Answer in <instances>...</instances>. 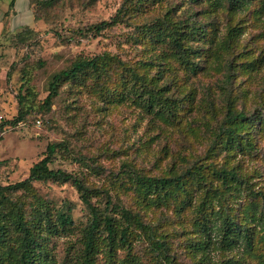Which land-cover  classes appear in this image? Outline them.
Instances as JSON below:
<instances>
[{
	"label": "rangeland",
	"instance_id": "obj_1",
	"mask_svg": "<svg viewBox=\"0 0 264 264\" xmlns=\"http://www.w3.org/2000/svg\"><path fill=\"white\" fill-rule=\"evenodd\" d=\"M123 1H16L19 17L28 19L34 7L37 18L28 22L32 32L24 43L18 44L14 35L0 45L4 120L16 115L18 96H26L23 106H30L31 112H36L48 94L51 77L67 69L74 60L106 54L110 62L104 80H87L78 88L60 87L50 108L41 113L42 121L47 120L48 125L42 126L39 118V124L20 123L5 131L0 140V185L25 179L47 144L63 142L67 148L59 150L52 159L51 169L73 174L90 188L106 190L113 202L139 209L145 221L154 226L157 236L167 242V253L172 255L168 264H200V254L193 259L194 253L188 248V236L193 235L181 231L184 227L189 232L195 219L191 213L188 215L186 211L185 217L179 219L171 209H164L167 205L163 203L147 205L145 201L136 207L132 185L127 183L124 191L117 184L119 180H127L126 170L160 177L179 173L200 162L203 165L199 169L200 177L189 178L194 182L187 181V195L194 199L195 208L204 199L210 202L202 209L208 216L209 211L219 208L217 199L205 198L212 194L210 186L220 185L213 170L224 165L235 167L255 195L249 196L241 188L226 192L221 196L222 209L236 221H245L259 245H263L264 229L259 226L258 218L262 213L259 194L264 191V123L239 130V139L246 140H243L244 149H225L217 144L211 154L208 151L229 107L248 114L258 113L261 121L264 120V0H246L240 7L231 9L224 0L196 5L188 4L187 0H173L172 3H177L174 15L192 6L190 20L198 21L205 30L204 37L185 40L193 51L187 66L164 44L144 47V38L134 27L148 24L163 14L167 8L165 2L161 7L135 13L125 24L110 27L99 36L88 33L92 25L109 20ZM7 2L0 0V8ZM22 9L27 17L20 12ZM188 15L184 14L183 18ZM140 62H148L139 69L148 78L157 70L163 72L174 103L171 116L143 110L131 94H126L121 82L124 69L142 65ZM192 65H196L194 72L190 70ZM32 189L51 210L67 214L72 221L67 231L45 240L48 252L45 264H79L88 209L75 187L71 183L35 182ZM185 195L176 193L173 202H181ZM104 201L102 197L93 200L100 208L104 207ZM246 206L252 209L247 214H253L252 219L243 213ZM188 208L191 212L192 207ZM238 248L229 253L211 250L205 262L228 264L226 260L233 255V260L243 257L244 264H264L255 256L243 255ZM132 250L135 264H166L150 253L142 236L134 241ZM104 260V254L100 253L96 264H103Z\"/></svg>",
	"mask_w": 264,
	"mask_h": 264
},
{
	"label": "trees",
	"instance_id": "obj_2",
	"mask_svg": "<svg viewBox=\"0 0 264 264\" xmlns=\"http://www.w3.org/2000/svg\"><path fill=\"white\" fill-rule=\"evenodd\" d=\"M39 1L51 3L58 0H35L36 3ZM187 1L190 5H196L202 1L210 0ZM224 1L231 9L240 7L246 0ZM163 2L167 3V8L163 14L155 17L148 24L135 25L134 27L143 36L144 47H153L159 43L164 44L181 64L187 66L190 64L189 56L193 55V51L185 40L194 37L199 39L205 36L204 26L198 21L190 20L189 11L192 10V6H188L186 10L179 12L177 15L180 17L176 18L174 9H176L177 3H172L173 0H124L109 20L92 25L87 31L92 36H99L110 27L119 23L125 24L133 18L135 13L154 9L155 6L161 7ZM32 14L35 21L37 15L34 7H32ZM184 14L189 15L183 18ZM31 32L30 27H25L14 34L15 39H18V44L24 43ZM109 62L110 57L106 54L91 58H78L67 69L55 73L48 84V94L35 110L36 112H31L30 106H23L26 96H18L16 115L11 120H4L3 117L0 119V139L9 127H15L20 123H34L40 118L42 126L48 125L47 120L42 121L41 113L44 109L50 108L60 87L78 88L83 87L87 80L94 82L104 80L108 74L106 71ZM140 63L142 65H136V67L139 66L138 71H136L135 66L124 69L121 82L125 87L126 94H131L132 100H136L143 110L160 116H171L174 113L171 110L174 103L169 90L166 88L168 82L165 80L163 72L157 70L156 74L154 73L148 78L146 74L139 73V69L148 62ZM195 67L196 65H192L190 70L194 72ZM156 83H160L158 87H154ZM121 95L123 97L124 94ZM223 117L219 126L220 131L211 143L210 151H208L210 154L217 144V146L225 149H244L242 146L246 140L239 139V130L245 126L250 127L252 124L264 123L258 113L248 114L230 107ZM66 148L63 142L47 144L42 157L30 167L25 179L5 186L0 185V264H45L48 256L45 240L52 235L67 231L72 225L67 214L51 210L50 206L34 193L32 184L35 182L71 183L75 187L82 204L88 209V220L81 235L82 248L78 255L79 264H96L97 255L100 253L104 254L103 264H135L131 254L132 246L140 236L148 243L150 253L156 258L160 257L166 264L170 263L169 256L172 257V255L167 253V242L157 236L158 233L154 226L145 221V216L139 209L132 210L113 202L106 190L90 188L75 175L60 169L53 170L49 167L59 150H66ZM127 167L125 166L126 169ZM200 168H203V165L200 162H194L179 173L160 177L146 176L133 170H126L127 180H119L117 185L124 191H127V183L132 185L133 201L136 207L145 201L147 205L163 203L167 205L164 209H171L173 215L178 216L179 219L185 217L186 211L188 215L191 213L195 218L194 224H191L189 232L184 227L181 231L185 235H193L188 236V248L194 253L193 259H196V256L200 254V264H207L205 260L211 250L220 249L229 253L237 247L242 249L243 255L255 256L260 261H264V243L259 245L245 221H236L231 214L222 209L223 198L221 196H224L226 192L239 191L241 188L243 192L247 191L249 196L255 195L250 192L248 185L241 179L239 170L226 165L221 166L219 170H213V174L219 180L220 185L210 186L209 191L212 194L210 197L205 195V198L217 199L219 208L209 211L208 216L210 217H208L202 209L210 202L204 199L195 208L194 199L187 195L189 191L186 183L187 181L193 183V177L198 180ZM191 177L192 179L189 180ZM176 193L186 194L179 203L173 202ZM259 195L262 213L258 218V224L264 229V191ZM98 197L105 200L103 208L93 202ZM169 201L172 202L168 204ZM190 206L192 207L191 212L188 208ZM251 212V208L243 207L244 215L251 217L253 214L247 215ZM230 257L226 260L228 264H244L241 263L243 257L236 260H233V255Z\"/></svg>",
	"mask_w": 264,
	"mask_h": 264
},
{
	"label": "crops",
	"instance_id": "obj_3",
	"mask_svg": "<svg viewBox=\"0 0 264 264\" xmlns=\"http://www.w3.org/2000/svg\"><path fill=\"white\" fill-rule=\"evenodd\" d=\"M16 1L17 0H8V2L0 8V45L4 43L7 40V38L13 36L21 29L25 27H31L28 24V22L30 20L34 21L32 9L30 16H28L27 12L24 11L25 9L20 10V12L23 11L24 16L26 17L28 16V19L26 18L25 20H23L22 17L18 16L19 14L17 11L19 9L15 8ZM24 6L25 5H23L22 7ZM1 48L2 47H0V49ZM3 84H4V73L0 71V94L3 88ZM3 110H4V104L1 102V97H0V117H2L3 115ZM4 135L5 134H3V136Z\"/></svg>",
	"mask_w": 264,
	"mask_h": 264
},
{
	"label": "built area",
	"instance_id": "obj_4",
	"mask_svg": "<svg viewBox=\"0 0 264 264\" xmlns=\"http://www.w3.org/2000/svg\"><path fill=\"white\" fill-rule=\"evenodd\" d=\"M0 119H1V117H0ZM37 124H39V122L37 121Z\"/></svg>",
	"mask_w": 264,
	"mask_h": 264
}]
</instances>
